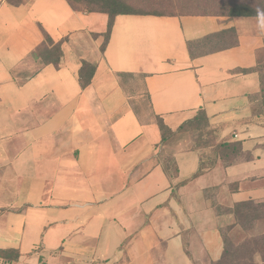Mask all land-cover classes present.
<instances>
[{
    "label": "crops",
    "instance_id": "0c3cea01",
    "mask_svg": "<svg viewBox=\"0 0 264 264\" xmlns=\"http://www.w3.org/2000/svg\"><path fill=\"white\" fill-rule=\"evenodd\" d=\"M108 21L0 0V250L20 252L12 264H214L235 206L264 201V16L120 14L102 51ZM231 28L236 44L190 55ZM43 30L62 41L58 67L32 56ZM83 62L97 64L85 88ZM120 72L144 76L153 118ZM200 110L203 133L179 130Z\"/></svg>",
    "mask_w": 264,
    "mask_h": 264
},
{
    "label": "trees",
    "instance_id": "16d2710c",
    "mask_svg": "<svg viewBox=\"0 0 264 264\" xmlns=\"http://www.w3.org/2000/svg\"><path fill=\"white\" fill-rule=\"evenodd\" d=\"M10 3H17L20 0H8ZM69 4L75 10L85 11L76 7L75 1L79 0H67ZM205 3L208 8L215 10V12H203L192 15H223L229 17L235 16H264V0H206ZM90 10L86 12H104L108 14L109 21L105 34V40L101 47L102 51L105 50L109 41L110 34L114 25V19L120 14H143V15H175L159 12H141L132 9L125 0H92L87 3ZM44 40L33 51L32 56L36 59H41L45 64H53L58 67L60 65L63 51L62 41H54L48 32L43 30ZM236 31L231 28L223 30L219 33L210 34L197 41H191L188 43V49L192 57H197L205 54H209L215 51H219L228 47L229 44H236ZM264 49L260 52L257 66L254 68L260 74L261 81V93L259 102L254 106V110L264 113ZM97 64L83 62L82 68L79 73L81 86L85 88L88 86L96 72ZM122 86L126 89V80L132 77H139L143 79V75H135L133 73L120 72L117 74ZM128 93V92H127ZM133 106V105H132ZM136 113L138 110L133 106ZM139 114V113H138ZM156 123L158 124L162 133V142L167 141L173 136L174 132L164 123L160 116H155ZM197 123L198 129L203 133L207 126L208 120L204 110H200L197 116L182 125L179 130H183L189 124ZM209 134V132H208ZM171 165V163L166 164ZM234 213L237 218V224L242 225L243 228L248 229L251 227L253 221L258 219H264V201H247L235 206ZM224 237V252L220 260L214 264H264V233L251 238H247L241 246L238 248L240 254L237 256L239 260L232 255L229 245V239L227 232L223 233ZM0 257L7 263L12 264L20 257V252L16 249H4L0 250ZM256 258L260 261L257 263Z\"/></svg>",
    "mask_w": 264,
    "mask_h": 264
},
{
    "label": "rangeland",
    "instance_id": "374dc122",
    "mask_svg": "<svg viewBox=\"0 0 264 264\" xmlns=\"http://www.w3.org/2000/svg\"><path fill=\"white\" fill-rule=\"evenodd\" d=\"M92 0H79L75 1L76 7L85 11L90 10L87 5ZM132 9L141 12H159L167 14H196L203 12H215V10L208 8L209 3H205L206 0H125ZM264 61V57H263ZM126 89L128 95L131 97V104L138 110L140 117L144 120L153 118L149 109V101L146 92L143 89L142 79L139 77H132L126 80ZM237 221V218H236ZM237 224V222H236ZM251 227L248 229L243 228L242 225L238 224L236 229H226L229 245L232 255L239 260L237 257L240 254L238 249L241 244L247 239L264 233V219H258L253 221ZM257 263H260L256 258Z\"/></svg>",
    "mask_w": 264,
    "mask_h": 264
}]
</instances>
